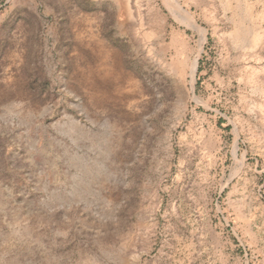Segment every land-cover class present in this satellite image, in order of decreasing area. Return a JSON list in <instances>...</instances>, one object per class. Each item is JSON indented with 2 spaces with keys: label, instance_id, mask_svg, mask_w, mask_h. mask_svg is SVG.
<instances>
[{
  "label": "rangeland",
  "instance_id": "1",
  "mask_svg": "<svg viewBox=\"0 0 264 264\" xmlns=\"http://www.w3.org/2000/svg\"><path fill=\"white\" fill-rule=\"evenodd\" d=\"M0 264H264V0H0Z\"/></svg>",
  "mask_w": 264,
  "mask_h": 264
}]
</instances>
